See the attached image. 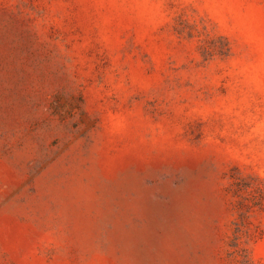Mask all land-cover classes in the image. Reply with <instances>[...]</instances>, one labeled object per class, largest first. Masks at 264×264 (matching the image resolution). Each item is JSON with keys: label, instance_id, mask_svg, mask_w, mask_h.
Instances as JSON below:
<instances>
[{"label": "rangeland", "instance_id": "rangeland-1", "mask_svg": "<svg viewBox=\"0 0 264 264\" xmlns=\"http://www.w3.org/2000/svg\"><path fill=\"white\" fill-rule=\"evenodd\" d=\"M0 264H264V0H0Z\"/></svg>", "mask_w": 264, "mask_h": 264}]
</instances>
